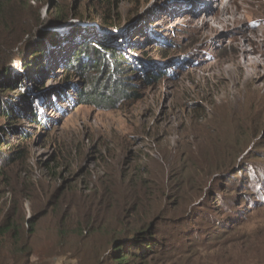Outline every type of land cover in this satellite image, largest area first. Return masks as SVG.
<instances>
[{"label":"rangeland","instance_id":"1","mask_svg":"<svg viewBox=\"0 0 264 264\" xmlns=\"http://www.w3.org/2000/svg\"><path fill=\"white\" fill-rule=\"evenodd\" d=\"M229 2L9 1L15 12L0 25V98L3 108L16 110L9 121L0 117L9 127L0 154L8 159L24 150V158L0 174V207L6 213L16 203L36 224L35 264L90 262L102 236L72 237L71 247L82 253L75 260L52 256L62 251L56 200L124 180L150 183L154 195L174 187L177 196L170 188L167 194L173 207L183 205L178 214L193 204L195 220L211 217L229 229L183 264H264V67L246 69L242 57L245 51L259 60L264 52V0ZM227 7L240 22L225 27L214 20L228 19ZM63 11L89 23L74 17L51 27ZM112 36L128 59L124 84L91 75L95 82L84 92L93 98L75 106L74 88L85 81L77 75L67 83L63 64L84 39L94 46ZM36 44L44 53L34 59ZM142 63L160 76L146 80L127 70ZM7 68L16 82L9 90L2 88Z\"/></svg>","mask_w":264,"mask_h":264},{"label":"trees","instance_id":"2","mask_svg":"<svg viewBox=\"0 0 264 264\" xmlns=\"http://www.w3.org/2000/svg\"><path fill=\"white\" fill-rule=\"evenodd\" d=\"M9 1L0 0V25L8 13L15 12L13 9L9 11ZM73 18L89 23L88 19L84 20L85 17L71 16L63 11L53 19L51 27L62 26ZM104 26L108 29L115 27L114 24ZM119 41V37L112 36L92 46L84 39L77 49L72 50L70 58L63 64L67 83L70 81L68 79L77 75L85 81L84 88L80 91L76 89L77 87L74 88L75 106L83 105L84 99L93 98L94 95L84 92L88 82H95L92 81L91 75L96 74L98 81L99 77L104 76L106 80L111 79L114 84L118 83L121 86L124 84V80L121 79L124 74L122 64H127L125 61L127 58L115 48ZM33 48L30 56L34 59L38 58V53H44L43 47L39 44ZM142 65L129 66L127 70L134 75L143 76L146 80L160 76L158 72L149 73L150 70L146 68L145 63ZM4 72L2 84L5 87L2 88L9 90L16 82L10 68ZM0 101L3 102L0 103V117L11 120L14 106L8 104L3 108L5 102L1 98ZM28 118L31 124L39 125V121H36L39 120L38 117ZM8 129L7 126H0V148L9 144L5 140ZM23 154L24 150H19L8 159L0 154V174H4L5 170L19 163V160L24 158ZM261 176L262 172L259 170L256 177ZM1 177L5 178L4 175ZM120 183L115 185L114 189L108 186L92 195L73 197L77 201L71 198L69 202H61L62 196L57 198L54 217H60L58 234L62 251L52 254L54 258L75 260L82 256L81 250L76 251L71 247L72 237L87 241L102 236V240L98 238L101 240V247L95 249L93 257L86 264H183L186 258L194 253L193 251L202 252L209 247L208 238H216L215 234H225L226 230H229L226 226L219 228L222 222L219 223L211 217L202 216L201 221L195 220L191 216L193 204L184 210V213L178 214L183 205L177 200L174 201L176 203L173 207L167 194L170 188L177 196L174 187L172 189L166 185L164 194L156 192L155 197L150 183L131 184L128 180ZM17 205L13 204L6 213L0 207V264H35L32 260L36 253L31 242L36 233V230L34 231L36 224L29 221L25 213L18 210ZM61 212L64 215L61 216ZM205 223L211 224L208 229L203 228Z\"/></svg>","mask_w":264,"mask_h":264},{"label":"bare ground","instance_id":"3","mask_svg":"<svg viewBox=\"0 0 264 264\" xmlns=\"http://www.w3.org/2000/svg\"><path fill=\"white\" fill-rule=\"evenodd\" d=\"M219 1V0H218ZM230 2V4H232V3H234L235 2V0H229ZM207 2V1H206ZM207 5V4H206ZM224 11H225V13L227 12V14H230L231 16L228 18V19H221V18H217V19H215L214 21L215 22H217L218 24H223V25H225V27H227V26H229V24L231 23V24H237L238 22H240V19L237 17V15H236V12H231L230 11V8L229 7H227V8H225L224 9ZM202 15V14H201ZM204 22H207V21H204ZM241 34L243 35V37L244 36H246L245 34H244V31H241ZM246 38V37H245ZM235 40V39H234ZM248 43H250L251 44V39H249L248 38V40H246ZM246 42V43H247ZM255 45V44H254ZM239 47V46H238ZM257 51V50H256ZM246 53L247 52H242V54H243V58L246 60V65H245V68L246 69H248V68H260V67H264V52H263V54H262V52H261V54H262V57L259 59V60H253L254 58H251L252 60H249L250 59V57H248L247 55H246ZM241 54V55H242ZM252 54H253V52H252ZM253 56H254V54H253ZM248 57V58H247ZM240 67V66H239Z\"/></svg>","mask_w":264,"mask_h":264}]
</instances>
